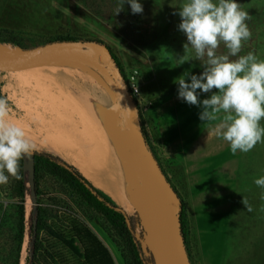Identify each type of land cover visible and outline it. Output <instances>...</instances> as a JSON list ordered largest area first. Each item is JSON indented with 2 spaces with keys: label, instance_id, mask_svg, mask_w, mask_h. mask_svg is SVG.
<instances>
[{
  "label": "rangeland",
  "instance_id": "374dc122",
  "mask_svg": "<svg viewBox=\"0 0 264 264\" xmlns=\"http://www.w3.org/2000/svg\"><path fill=\"white\" fill-rule=\"evenodd\" d=\"M138 2L143 6L142 14H133L127 3L116 14L119 0H0V46L32 48L58 36H72L77 40L98 39L109 46L128 85H137L138 91L133 98L137 103L147 143L181 200L185 213V245L189 262L208 264V260L220 251L222 241L217 243L214 253L210 246L212 244L207 246L205 242L206 229L202 224L210 221L213 213L220 214L227 207L232 184L230 159L232 165L235 154L230 150L227 158L226 155L217 156V151L228 143L211 134L216 122L205 124L199 119V107L190 106L178 99V79L187 73L200 75L204 67V61L197 60L193 50H184L187 38L178 29L181 22L178 12L184 0ZM236 3L249 13L250 18L246 23L252 33L251 38L243 42L239 55L253 52L260 60H264V0H236ZM217 52L226 54L227 50L221 44ZM183 56V61L178 60ZM69 62L70 66H66V61H60L52 66L29 71L0 70V98L8 102V120L10 123L20 121L24 118V107L31 109L38 100H50L47 105H51V108L57 105L66 108V105H72L70 100L79 106L91 100L101 107L97 111L96 120L93 116L90 121L93 124L99 122L98 135L103 141L106 140L109 148H115L124 160H128L136 182L134 187L116 180L113 168L105 162L107 159L104 156L99 158L100 151L104 152V145L99 147L97 141L95 143L91 139L82 142L85 148L88 146L84 151L76 146L69 150L52 148L48 146L50 142L31 123H27L26 136L36 145V151L50 153L74 166L102 194L132 216L134 237L138 241L142 262L157 264L156 242L151 232L154 212L150 199L159 193L123 141L124 108L112 89L93 69L90 70V67L77 60ZM20 76L33 80L42 76L46 80H55L56 84L43 81L40 90L30 89L28 92V89L24 91L18 87ZM186 82L190 83V80ZM66 83L70 88H67ZM43 85L46 91L49 89L47 93ZM24 96H32V101L27 103ZM87 96L89 98L86 99ZM209 96L201 93L200 99ZM118 104L121 107L114 111L113 108ZM76 107L74 114L77 120V115L85 109ZM14 178L9 176L6 184H0V264H14L16 254L17 198L13 189ZM141 179L145 180L144 185ZM144 186L149 189L147 197ZM25 189L22 248L20 246L18 250L16 264H27L25 247L32 194L28 183H25ZM129 195H134V200L139 196L144 207L141 204L139 208L131 207L127 211L126 197ZM36 198L43 207L41 216L44 228L39 232L43 249L35 264H87L80 258L83 246L89 243L81 226L106 247L114 264H124L101 216L63 184L53 177L44 178L41 193ZM163 257L161 264H173L165 252Z\"/></svg>",
  "mask_w": 264,
  "mask_h": 264
},
{
  "label": "clouds",
  "instance_id": "9594fccd",
  "mask_svg": "<svg viewBox=\"0 0 264 264\" xmlns=\"http://www.w3.org/2000/svg\"><path fill=\"white\" fill-rule=\"evenodd\" d=\"M125 3L133 14L143 13L138 0H119L116 14ZM178 15V29L187 38L185 52L190 48L197 60L204 61L202 74L187 73L178 79V99L201 108L199 119L205 124L216 122L211 134L227 142L232 154L248 153L264 143V60L253 52L239 55L243 42L252 36L246 23L249 13L236 0H184ZM221 44L226 54H218ZM201 93L210 96L201 100ZM9 111L7 100L0 98V184L9 176L19 179L20 160L37 150L24 129L9 122ZM254 183L264 189V176ZM242 202L248 212L253 210Z\"/></svg>",
  "mask_w": 264,
  "mask_h": 264
},
{
  "label": "water",
  "instance_id": "95a60500",
  "mask_svg": "<svg viewBox=\"0 0 264 264\" xmlns=\"http://www.w3.org/2000/svg\"><path fill=\"white\" fill-rule=\"evenodd\" d=\"M67 59L77 60L93 69L112 89L124 108L123 141L154 189L159 193L150 199L154 212L151 232L156 242L157 256L165 252L173 264H190L180 233L179 197L146 145L138 108L107 46L96 40H58L32 48L0 46V70H15L52 60ZM25 159L22 167L31 172L33 155L26 156Z\"/></svg>",
  "mask_w": 264,
  "mask_h": 264
},
{
  "label": "trees",
  "instance_id": "16d2710c",
  "mask_svg": "<svg viewBox=\"0 0 264 264\" xmlns=\"http://www.w3.org/2000/svg\"><path fill=\"white\" fill-rule=\"evenodd\" d=\"M58 40H77L72 36H58L54 37L50 41ZM86 40V39H83ZM96 40L97 42L102 41L98 39H87ZM105 44V43H104ZM106 45V44H105ZM111 56L114 58L123 79L125 75L121 66L119 65L115 55L112 53L108 45ZM133 98V96H132ZM136 106L137 103L133 98ZM140 119V115H139ZM140 125L142 134L144 136L147 147L150 149L145 130L140 119ZM151 151V149H150ZM152 152V151H151ZM153 153V152H152ZM33 155V168L32 171L23 169L22 165L25 162V157L20 160V171L19 179L14 178V195L17 198L15 204V215H16V229H15V240H16V254L14 264L17 263L16 257L18 250L20 249L23 231H24V203L23 195L25 192V183L29 184V192L32 194V208L29 214L28 223V241L25 247L27 264H35L37 256L42 251V242L39 238V232L44 228V221L42 220L43 207L36 198L41 193V182L46 177H53L61 184H63L71 193H73L79 200L88 205L92 210L98 213L108 228L109 236L112 237V241L116 244L119 249V254L123 259L124 264H144L142 257L140 256L139 248L137 246V239L134 237V224L132 216L128 215L121 207L116 205L107 196L94 187L90 181H88L74 166L67 164L59 157L54 156L47 152L34 151ZM154 155V153H153ZM155 157V155H154ZM156 158V157H155ZM178 219L180 224V233L183 237L185 250V213L180 200ZM82 227V228H81ZM81 230L88 237V244H85L82 248L81 259L87 264H114L112 258L106 249V247L88 230L81 226ZM80 228L77 230L79 231ZM115 233L116 235H112ZM22 248V246H21ZM21 252V250H20Z\"/></svg>",
  "mask_w": 264,
  "mask_h": 264
},
{
  "label": "crops",
  "instance_id": "0c3cea01",
  "mask_svg": "<svg viewBox=\"0 0 264 264\" xmlns=\"http://www.w3.org/2000/svg\"><path fill=\"white\" fill-rule=\"evenodd\" d=\"M201 109V108H200ZM202 110V109H201ZM264 126V120L261 121ZM230 154L228 144L217 151V156ZM230 168L232 184L227 207L220 214L213 213L205 225V242L215 253L208 264H264V189L254 180L264 176V143H258L248 153L237 152ZM243 199L252 207L248 212ZM218 256V257H216Z\"/></svg>",
  "mask_w": 264,
  "mask_h": 264
},
{
  "label": "bare ground",
  "instance_id": "6f19581e",
  "mask_svg": "<svg viewBox=\"0 0 264 264\" xmlns=\"http://www.w3.org/2000/svg\"><path fill=\"white\" fill-rule=\"evenodd\" d=\"M60 61H66V66H70V64H71L70 63L71 61L69 62V59H67V60H52V61H49V62H46V63H42V64H38V65H34V66H29V67H25V68H21V69L9 70V71H16L17 70L18 72H20V71H29V70L42 69L43 67H46L47 65L48 66L49 65L52 66L54 63H57V62H60ZM90 70H92V69H90ZM27 76H29V75H27ZM34 77H36V76H34ZM38 78L39 79H37V80H35V79L33 80L30 77L26 78V77H23V76L21 77L20 76L19 79H18V87L20 89H23L24 91H25V89H28V92H29L30 89L34 90V91H36L38 89L40 90V85L43 83V81L46 82L48 80V81L53 82L54 84H56L55 80H50L48 78L46 80V79H44V77L42 78V76H38ZM66 85H67V88H70L68 83H66ZM43 87H44V85H43ZM58 88L61 89L62 86L59 85ZM44 89H45V87H44ZM45 91H46V89H45ZM47 91H46V93H47ZM41 96L43 98V94ZM24 98H25V96H24ZM24 98H23V100H24ZM32 98H33L32 96H27L25 98V100L27 101V103H30L32 101ZM87 98H89V96H87L86 99ZM45 101H49L50 102V100H45ZM49 102H42V101L38 100L31 109L28 106L24 107V113H25L24 114V118L21 119L20 121H14L12 123L17 125V126L22 127L25 132L28 129L27 128V123L33 124L35 126V128H37L38 132L42 133L41 135L45 138V140H48L50 142V143H48V146H50L52 148H65V149L69 150L70 148H73V147L76 146V147L80 148V150L84 151V150H86V148L88 146L85 148V146H83L81 144L82 142H85V141H88V140L91 141V139L95 143L97 141L99 147L104 145V148H102V149H104V152L99 150L101 152V154L99 155V158H104L105 157V159H107L105 162L108 165H110V167L113 168V170H114L113 172H115L114 175H115L116 180L119 181V182L123 181V182H125V183H127L129 185L132 184L133 187H134V184L136 182H134L133 171L131 170V166L129 165L128 160L127 159L124 160L122 158L123 156L121 155L122 156L121 157L119 155V151H116L115 148H114V150L109 148V145H107L106 140L103 141L102 137L98 135L97 127H98L99 122L96 123V124H93V122L90 121V118L93 117V116H94V119L96 120L97 111L99 109H101V107L99 108L91 100H86L84 105H80L85 110H84V112H80L81 114L79 113V115H77L78 119L76 120V115L74 114V110H75V106L80 107L79 105H75L73 103V101L70 100V104H72V105H66L67 106L66 108H63L64 106L62 107V105H57L58 107L51 108L50 107L51 105H47ZM51 103H53V102H51ZM56 103H58V102H56ZM22 105H24V104H22ZM54 106H56V105L54 104ZM18 107H19V105H18ZM86 111H87V113H86ZM84 113H86V114L84 115ZM97 137H98V139L99 138L100 139L98 140ZM88 143H90V142H88ZM94 145H96V144H94ZM94 147H96V146H94ZM125 156L127 157V155H125ZM131 160H132L133 165H134L133 159H131ZM130 164H131V162H130ZM134 167H135V169L137 171L138 167L136 168L135 165H134ZM110 172H112V171H110ZM137 173H138V171H137ZM138 175L141 176L139 173H138ZM143 175H144V173H143ZM141 180H142L143 185H144L145 184L144 183L145 180L144 181H143V179H141ZM110 182H111V180H110ZM122 185H121V187H122ZM144 190H145V195L147 197L149 189L147 190V188L144 186ZM134 193H136V192H134ZM133 196L129 195V197H126V200L128 201V204L125 207L126 210L130 209L131 207L139 208L141 206L142 202L139 200V196H137V198L135 200H134ZM143 207H144V205H143ZM163 254H164V252H161L157 256V259H156L157 260V264H161V260H162V258H164ZM22 255L24 256V249H22Z\"/></svg>",
  "mask_w": 264,
  "mask_h": 264
},
{
  "label": "built area",
  "instance_id": "2783aa9c",
  "mask_svg": "<svg viewBox=\"0 0 264 264\" xmlns=\"http://www.w3.org/2000/svg\"><path fill=\"white\" fill-rule=\"evenodd\" d=\"M133 77V76H132ZM125 81V80H124ZM125 83H126V86H127V88H128V91H129V93L131 94V96H135L136 95V93H137V91H138V88H137V85L134 83H130L129 85H128V83H127V80L125 81Z\"/></svg>",
  "mask_w": 264,
  "mask_h": 264
}]
</instances>
